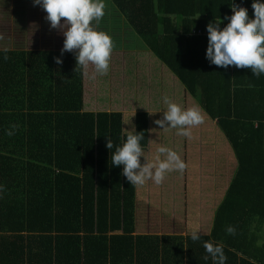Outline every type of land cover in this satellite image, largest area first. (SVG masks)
<instances>
[{"label": "trees", "instance_id": "16d2710c", "mask_svg": "<svg viewBox=\"0 0 264 264\" xmlns=\"http://www.w3.org/2000/svg\"><path fill=\"white\" fill-rule=\"evenodd\" d=\"M254 2L110 0L147 48L113 50L107 75L75 71V53L0 49V264H213L206 241L226 264H264V74L211 64L193 35ZM165 98L204 110L190 139L154 123ZM131 118L146 157L170 148L183 174L135 188L112 166Z\"/></svg>", "mask_w": 264, "mask_h": 264}, {"label": "clouds", "instance_id": "9594fccd", "mask_svg": "<svg viewBox=\"0 0 264 264\" xmlns=\"http://www.w3.org/2000/svg\"><path fill=\"white\" fill-rule=\"evenodd\" d=\"M33 3L34 6H41L47 13L46 20L51 29L60 30L65 37L61 55L65 52L76 54L75 71L82 70L87 73L91 65L95 70L94 76L108 74L115 45L111 36L97 30L105 16V0H33ZM230 7L234 14L225 17L230 21L226 27L220 29V19L207 25L206 58L211 64L225 69L229 66L251 69L253 76L259 78L264 74V3L255 0L252 4L254 19H249L246 8L234 3ZM3 39L0 35V40ZM4 59L7 60L8 57L5 56ZM54 59L58 65L62 64L61 59ZM164 103L167 104V109L163 111V118L154 121L163 130L176 129L178 136L190 139L191 129L205 122L204 110L199 106L184 109L167 98ZM124 125H129L131 130L122 129L126 141L122 146L116 147L115 152L111 154V161L114 167L123 166L122 175L131 186L139 188L148 182L161 185L169 173H184L187 165L176 151L161 146L157 149L153 162L146 157L140 143L144 139V133H137L132 118L125 121ZM18 128L17 124L11 125L6 134L12 136ZM106 139V148L113 149L112 140ZM141 157L145 160L143 165ZM0 191H3L2 186ZM226 232L234 236L236 229L229 226ZM190 235L194 242L200 240L199 230H193ZM203 247L208 254L204 257L205 260L210 256L213 264H226L227 257L223 245L206 241Z\"/></svg>", "mask_w": 264, "mask_h": 264}, {"label": "rangeland", "instance_id": "374dc122", "mask_svg": "<svg viewBox=\"0 0 264 264\" xmlns=\"http://www.w3.org/2000/svg\"><path fill=\"white\" fill-rule=\"evenodd\" d=\"M105 3V16L97 30L112 37L114 50H143L142 43L118 18L110 0ZM46 16L41 6H34L33 0H0V35L4 37L0 40V49L62 50L65 37L60 30L51 29Z\"/></svg>", "mask_w": 264, "mask_h": 264}, {"label": "built area", "instance_id": "2783aa9c", "mask_svg": "<svg viewBox=\"0 0 264 264\" xmlns=\"http://www.w3.org/2000/svg\"><path fill=\"white\" fill-rule=\"evenodd\" d=\"M260 2V1H259ZM241 7V6H240ZM243 8H246L247 10H253V8H252V4L250 5V7H246V5H244L243 6ZM254 11V10H253ZM234 13L231 11V13L229 14V16L228 17H231L232 15H233ZM229 21V20H228ZM224 27H226V25L224 24V25H222L221 27H220V29L222 30ZM193 35H195V36H202V37H206V38H208V33H207V30L206 29H203V28H200V29H197V30H195V31H193Z\"/></svg>", "mask_w": 264, "mask_h": 264}, {"label": "crops", "instance_id": "0c3cea01", "mask_svg": "<svg viewBox=\"0 0 264 264\" xmlns=\"http://www.w3.org/2000/svg\"><path fill=\"white\" fill-rule=\"evenodd\" d=\"M131 31H132V30H131ZM132 33H133V32H132ZM133 35H134V34H133ZM135 38L137 39V41H139V42L142 43L141 47H142L143 50L147 48L146 45H145V43H144V41H143L141 38H139L137 35L135 36Z\"/></svg>", "mask_w": 264, "mask_h": 264}]
</instances>
